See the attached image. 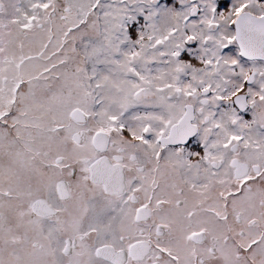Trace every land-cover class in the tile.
<instances>
[{"label": "snow or ice", "instance_id": "1", "mask_svg": "<svg viewBox=\"0 0 264 264\" xmlns=\"http://www.w3.org/2000/svg\"><path fill=\"white\" fill-rule=\"evenodd\" d=\"M0 264H264V0H0Z\"/></svg>", "mask_w": 264, "mask_h": 264}]
</instances>
